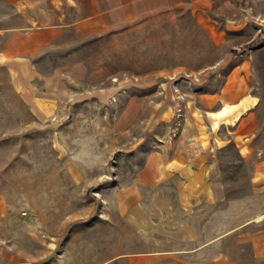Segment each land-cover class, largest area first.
I'll list each match as a JSON object with an SVG mask.
<instances>
[{"label":"rangeland","instance_id":"rangeland-1","mask_svg":"<svg viewBox=\"0 0 264 264\" xmlns=\"http://www.w3.org/2000/svg\"><path fill=\"white\" fill-rule=\"evenodd\" d=\"M49 2L35 4L46 10ZM56 2L65 13L58 21L76 16L72 1ZM33 3L0 0V29L30 24ZM33 60L45 76L37 87L46 77L55 83L54 114H35L0 63L1 236L38 256L35 264H150L159 251L210 241L199 264H264V173L257 154L244 159L232 142L218 153L225 201L199 198L189 211L172 179L164 197L146 188L131 216L117 204L118 190L168 133L153 113L174 105L176 130L187 97L219 91L229 77L247 73L259 98L264 156V0H182L103 34L66 27ZM37 240L54 242L53 252Z\"/></svg>","mask_w":264,"mask_h":264},{"label":"crops","instance_id":"crops-1","mask_svg":"<svg viewBox=\"0 0 264 264\" xmlns=\"http://www.w3.org/2000/svg\"><path fill=\"white\" fill-rule=\"evenodd\" d=\"M35 1L39 0H33L36 11L29 14L30 24L0 29V33L5 34L0 45V63L6 65L14 87L35 114H54L56 99L50 97V88L55 83L46 77L43 88L37 87L34 80L45 76L38 71L33 59L58 39L66 27H72L79 36L103 34L117 26L128 27L138 23L142 16L173 7L182 0H61L62 5H70L72 1L76 13L73 19L66 21L56 18L60 15L54 10L60 7L57 0H52L55 4L49 2L46 10H40L45 6L35 4ZM203 1L209 0H188L190 5ZM63 15L64 12L60 16ZM244 65L245 62L242 67ZM248 78L247 73L243 74V78L229 77L219 91L187 97L184 113L176 114L180 117L176 130L170 125L176 107L166 104L164 99L161 110L153 114H159L156 117L158 123L166 122L168 133L153 145L132 182L118 190L117 204L125 209L126 217L145 204L146 188L153 196L164 197L166 186L172 179H176L177 198L189 211L199 198L211 204L225 201L226 190L221 180L218 153L230 142L234 143L244 159L257 154L254 166L264 173V156L256 147L260 135V102L258 96L249 90ZM162 208L166 210L167 204ZM37 241L46 245L47 251L49 248L50 253L53 252L49 245H54V242ZM210 243L190 250L154 251L157 254L148 256V259L150 264H199V259L195 257ZM37 259L38 256L31 255V252L25 253L16 241L0 235V264H35Z\"/></svg>","mask_w":264,"mask_h":264},{"label":"bare ground","instance_id":"bare-ground-1","mask_svg":"<svg viewBox=\"0 0 264 264\" xmlns=\"http://www.w3.org/2000/svg\"><path fill=\"white\" fill-rule=\"evenodd\" d=\"M250 97H252V96H250ZM253 97H255V96H253ZM256 99V98H255ZM257 100V99H256ZM256 103V102H255ZM253 105V104H252ZM255 106V105H254ZM226 108V107H225ZM224 108V109H225ZM237 108V107H236ZM249 108V107H248ZM222 110V109H221ZM236 111V110H235ZM238 111V110H237ZM234 114H235V112H234ZM238 114H241V113H238ZM236 117V116H235ZM238 117V116H237ZM217 119V118H216ZM239 119V118H238Z\"/></svg>","mask_w":264,"mask_h":264}]
</instances>
